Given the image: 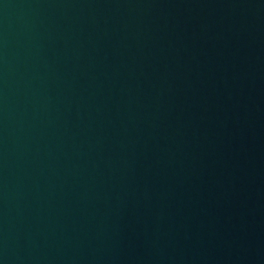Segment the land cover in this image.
<instances>
[{
	"label": "water",
	"instance_id": "obj_1",
	"mask_svg": "<svg viewBox=\"0 0 264 264\" xmlns=\"http://www.w3.org/2000/svg\"><path fill=\"white\" fill-rule=\"evenodd\" d=\"M0 264H264V0H0Z\"/></svg>",
	"mask_w": 264,
	"mask_h": 264
}]
</instances>
